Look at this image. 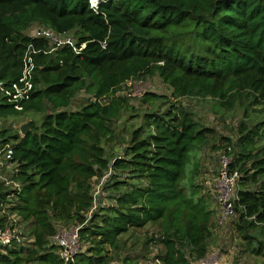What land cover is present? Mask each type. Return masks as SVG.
<instances>
[{"label":"trees","instance_id":"trees-1","mask_svg":"<svg viewBox=\"0 0 264 264\" xmlns=\"http://www.w3.org/2000/svg\"><path fill=\"white\" fill-rule=\"evenodd\" d=\"M0 0V120L46 113L40 127L0 129L14 148V180L22 185L14 205L28 228V248L0 251V264H65L52 243L59 226H82L88 246L73 263L109 264L122 238L148 226L163 247L160 264H190L209 254L218 212L196 183V154L214 130L172 105L144 115L129 135L124 156L109 159L105 145L118 139L117 124L131 110L114 93L129 80L158 76L175 99L200 97L231 111L248 104L239 126L232 169L242 177L235 202L236 232L245 252L264 264V0ZM35 25L73 34L68 46L28 35ZM104 45L106 46L104 48ZM31 69V89L17 100L14 85ZM96 99L70 110L79 93ZM108 103H104V99ZM165 97L147 94L154 104ZM0 143V144H1ZM110 204L92 212L95 183ZM10 188L0 184V202ZM126 264H131L125 259Z\"/></svg>","mask_w":264,"mask_h":264},{"label":"rangeland","instance_id":"rangeland-1","mask_svg":"<svg viewBox=\"0 0 264 264\" xmlns=\"http://www.w3.org/2000/svg\"><path fill=\"white\" fill-rule=\"evenodd\" d=\"M98 3V0H94L91 3V7H96ZM38 28V25L33 26L27 34L32 35ZM143 81L146 83V94L137 100L128 99L131 110L125 112L121 121L117 124L118 139L114 143L105 145L109 159L124 156L130 133L134 128L142 125L146 113H164L171 109L172 105H176L191 114L192 118L199 123V126L214 130L207 143L200 147L201 150H198L196 154V160L199 164L196 183L201 185L207 193H210L215 198L221 168V157L225 154L224 152L227 148H232L235 153L239 152L237 146L240 137L239 126L243 121H247L244 118V113L248 104L239 102L233 110L225 111L209 99H202L200 97L175 99L172 95V90L158 76L149 77ZM147 94H155L165 97V99L150 104L144 101ZM92 99L93 97L85 92L79 93L70 110H79L89 101H92ZM45 115L46 113L29 112L23 116L1 119L0 129L8 130L9 132L19 131L20 127L27 122L34 123L37 127H40ZM252 120L254 123L251 127L257 121L264 120V117L259 116L256 119L252 118ZM101 183H95L97 205L99 203L108 205L111 202L108 199L110 191L101 192L104 186ZM215 204L219 213V206L216 201ZM236 219L234 217L224 226H219L217 221L216 229L214 230L215 241L211 244L208 254V258H211L212 262L217 261L220 264L257 263L258 260L245 252L246 248L236 232ZM29 227V225L24 224L23 233H27L28 235ZM158 235V228L151 225L143 230L131 232L124 236L122 238V250L118 254L113 250L110 251L109 257L111 260L109 264H126L124 262L125 259H128L131 264H160L158 255L163 251V247L158 245L157 242H151L147 248L144 247L146 239L152 237L157 240L159 238ZM87 248L88 246L82 243L81 252H85Z\"/></svg>","mask_w":264,"mask_h":264},{"label":"built area","instance_id":"built-area-1","mask_svg":"<svg viewBox=\"0 0 264 264\" xmlns=\"http://www.w3.org/2000/svg\"><path fill=\"white\" fill-rule=\"evenodd\" d=\"M35 38L47 40L53 47V51L61 49L65 46L71 47L75 53L79 54L84 48L77 47V40L73 34H60L52 29L38 28L31 35ZM106 46L104 45V48ZM31 79V69L26 68L25 77L21 83H25V89H20L14 85L15 95L13 99L17 100L22 94H26L31 89L29 80ZM0 91L5 93V86L0 82ZM146 83L143 80H129L121 85L115 93L116 97H124L126 99H140L146 94ZM7 95L11 93L6 92ZM96 101V99H92ZM104 103L108 100L105 98ZM232 148H227L225 154L221 157V168L219 172V180L216 189L215 201L219 206L218 225L224 226L228 221L237 216L235 211V202L238 198V186L241 180V173L237 169H232V157L229 153ZM14 148L10 144H0V184L10 188V193L6 199L0 202V251L7 248H28L32 244L29 234L23 233L24 225L21 223L17 214H11L9 209L14 205L17 194L22 190L20 182L14 180L18 172V163L13 162ZM12 168V169H11ZM11 169V170H10ZM109 172L103 179L101 185H105L110 178ZM103 188V187H102ZM102 190V189H101ZM102 192V191H101ZM95 193L94 207L90 213L92 214L99 205ZM82 226L76 225L72 227L59 226L55 235L52 237V243L60 250V256L65 264L73 263L75 258L81 253V237L80 231ZM209 256V255H208ZM208 256L201 260L191 262L190 264H220L212 262Z\"/></svg>","mask_w":264,"mask_h":264},{"label":"water","instance_id":"water-1","mask_svg":"<svg viewBox=\"0 0 264 264\" xmlns=\"http://www.w3.org/2000/svg\"><path fill=\"white\" fill-rule=\"evenodd\" d=\"M31 122H27L20 127V134L25 137L28 135L30 131ZM1 143V142H0Z\"/></svg>","mask_w":264,"mask_h":264}]
</instances>
